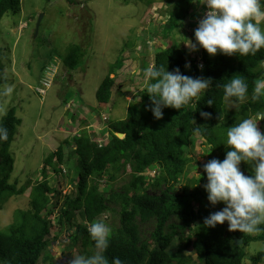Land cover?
<instances>
[{
    "label": "trees",
    "instance_id": "1",
    "mask_svg": "<svg viewBox=\"0 0 264 264\" xmlns=\"http://www.w3.org/2000/svg\"><path fill=\"white\" fill-rule=\"evenodd\" d=\"M66 1L69 4L73 3L72 0ZM123 1L130 4L146 0ZM193 2L194 0H164L168 10L167 21L158 31L162 40H166L175 29L181 27L183 19H194L202 15L195 10ZM15 6H19V0H0V22L5 14L17 11ZM190 25L194 26V23ZM82 57L83 50L80 46H72L65 56L61 57V66L67 72L63 79H72L69 71L75 70L82 63ZM149 62L157 68L163 66L169 72L178 67L184 75L211 78L213 84L199 102L194 101L197 104L196 108L190 105L180 110L164 108L163 118L160 120H156L151 111L146 110L151 101L145 87L139 93L138 101L129 105L126 118L109 123L110 136L101 146L96 143L97 135L94 134L93 139L90 138L87 135L89 131L86 130L89 127H84L81 130L83 137L75 141V150H70V153L65 155L64 149L60 147L56 152L50 153L42 162L41 179L31 187L28 197L29 210L15 211L16 217L12 224L0 229V259L6 260L7 264L40 262L47 251L49 241L46 236L52 227L50 221L46 219L53 211L52 205L49 206L50 195L60 193L58 185L49 186L46 171L55 164L61 165L66 162V167H70L69 160L72 155L76 156L78 164L74 167L73 174L65 172L64 176L70 184L76 186L78 195L74 200L67 196L60 206L61 214L57 229L63 230L64 226H71L74 217L72 212L75 209H81V214L88 225L75 226L74 233L69 235L66 253L75 252L76 245L79 244L81 249L78 250L81 255L93 254V242L90 240L88 227L94 221L109 223L112 234L106 255L110 261L118 256L125 264H171L178 256L173 250L178 245L191 248L201 264H242L246 255L244 248L256 242L264 245V233L249 236L240 232H229L226 222L213 229L205 228L203 221L214 213V209L206 207L205 200L208 199L204 186H198L193 179L191 182L195 187L188 195L187 186L182 187L180 192L174 190L181 182V178L187 175V169H203V163L192 158L189 150L196 144L197 137L203 138L206 145H214L215 149L211 154L218 153L217 159L222 161L230 150L224 145L226 129L242 119L264 113V97L255 102L251 99L255 82L264 79V48L256 55L247 57L221 54L210 57L201 49L198 58L190 57L187 49L174 43L164 49H156L150 60L143 59L139 68L141 76L149 67ZM199 64L203 65L202 69H198ZM121 67L122 65L116 62L102 79L95 93L97 105L105 107L110 103L115 86V69ZM237 74L245 78L249 96L244 101H230L239 104L238 109L233 112L226 107L222 86L228 82L227 79ZM3 84L0 78V87ZM210 98L215 101L211 107L206 104ZM201 111L210 112L212 118L203 119L200 116ZM192 119L195 120V126L200 128L199 135L194 133ZM258 123L263 131L264 120ZM19 124L20 120L15 116L13 108L0 118V126L8 129V139L0 141V200L21 195L24 190L17 191L13 185L7 184L13 165L9 149ZM117 133L123 136L119 138ZM127 166L131 169L130 180L122 187V193L110 192L108 185L101 187L100 181L104 176L108 178L106 182L114 181L120 173L126 175ZM242 166L243 171L250 175L249 165L242 163ZM147 169L156 171L155 178L133 175ZM201 177L205 185L207 181L203 171ZM147 188L159 191L149 195L146 194ZM194 202L198 205L196 211L193 209ZM111 203L114 206L118 205L119 210L114 209ZM113 216L119 222L117 228L111 224ZM107 217H110V220ZM153 218L154 228L149 234V239L145 240L140 231L141 224ZM172 219L177 222L172 223ZM170 220L172 235L180 236L178 245L175 244L173 236L165 232ZM185 232L188 233L184 234ZM236 238L242 239L241 245L235 246ZM263 256L264 251L258 252L254 261L261 262Z\"/></svg>",
    "mask_w": 264,
    "mask_h": 264
},
{
    "label": "rangeland",
    "instance_id": "2",
    "mask_svg": "<svg viewBox=\"0 0 264 264\" xmlns=\"http://www.w3.org/2000/svg\"><path fill=\"white\" fill-rule=\"evenodd\" d=\"M19 1V6L14 7L17 11L7 14L0 22V61L6 68V81L0 87V118L7 110L15 108V116L20 120L9 149L13 165L7 184L13 185L17 191L24 190L21 195L0 200V229L12 224L16 217L15 211L29 210L28 197L31 187L41 179L42 162L56 147L58 138L64 140L67 135L72 138L75 134L83 137L81 130L87 123H99L101 115H107L114 122L126 118L129 105L138 101L139 93L146 87L144 77L139 74L143 59L150 60L156 49H164L174 43L187 49L190 57L199 58L201 49L199 52H192L183 43L184 39L194 42V32L206 11L204 9L202 12L205 7L198 0H194L195 10L202 15L194 19H183L182 26L175 29L166 40H162L158 31L167 21L168 10L164 0H146L130 4H125L123 0H72L73 4L66 0ZM40 15L42 17L38 33L35 35V26ZM190 23H194V26ZM72 46L82 48V63L75 70L69 71L72 79H63L67 72L61 66V57H64ZM52 60L59 63V69L53 66L57 72L53 75L57 78L44 95H39L35 90L40 86L39 80L47 73ZM116 62L122 67L115 69L112 98L107 106L101 107L96 103L95 93L110 67ZM149 63V67L152 66V63ZM117 85H120L119 88ZM8 87L12 88L11 93H6ZM225 103L230 111L235 112L238 109L239 104L230 101ZM65 130L70 133L65 134ZM93 133L94 131H89L87 135L93 139ZM96 143L98 144L97 141ZM70 147L74 150L75 143ZM63 149L66 153L68 146ZM207 151L208 144L199 137L196 144L190 147L191 157L203 165L218 156V153L208 154ZM76 165L72 159L69 169ZM240 168L243 171L242 163ZM202 171V168L186 171L187 175L181 178L174 190L180 192L182 187L187 186L188 195L195 187L191 179L203 187ZM46 175L49 186L58 185L60 193L50 195L49 206L52 205L53 211L46 219L52 227L46 236L49 241L47 251L38 264H69L72 256L80 254L78 249H81L77 244L75 252H65L69 235L74 233L75 226L88 224L81 214V209H75L72 212L74 217L71 226H64L63 230L57 229L60 206L67 196L74 200L78 191L76 186H71L65 178L64 172H59L57 164L48 169ZM107 179V176H104L100 185H108L112 193H122V187L129 181V177L122 173L114 181L106 182ZM158 191L148 189L147 192L155 194ZM205 203L206 207L214 209V212L222 210L225 206L222 203L210 206L208 200H205ZM111 206L119 210L118 205L111 203ZM193 209H198L195 202ZM103 218L106 219V216ZM112 218L111 224L119 227L118 220L114 216ZM154 222L153 218L141 224L140 231L145 240L149 239ZM170 222L171 220L168 225ZM176 222L172 219V223ZM168 229L167 227L165 230ZM176 235L175 244L178 245L179 234ZM173 250L178 256L171 264L202 263L191 248L178 245ZM244 251L246 255L242 264H249V261L250 264H264V256L261 262L254 261L257 253L264 251V245L261 243H251Z\"/></svg>",
    "mask_w": 264,
    "mask_h": 264
},
{
    "label": "clouds",
    "instance_id": "3",
    "mask_svg": "<svg viewBox=\"0 0 264 264\" xmlns=\"http://www.w3.org/2000/svg\"><path fill=\"white\" fill-rule=\"evenodd\" d=\"M198 2L205 7L206 11L194 32V42L184 39L183 44L190 51L195 52L203 49L210 57L217 54L247 57L256 55L264 48V0H198ZM58 64L56 60H52L48 65L47 73L39 80L40 86L36 88V93L44 95L46 86L49 84L52 86L57 78L56 75H53L57 73L53 66L59 69ZM0 65V78L5 83L6 68L1 61ZM185 67H190V65H185ZM200 68L202 69L203 65H200ZM143 76L146 92L151 101L146 110L151 111L156 120L163 118L164 108L180 110L189 105L196 108L197 104L194 101L199 102L206 90L213 84L211 78L184 75L178 67L169 72L163 66L157 68L152 65L144 70ZM227 80L228 82L222 86L225 101L238 102L248 98L249 87L243 76L237 74ZM5 91L11 93L12 88L8 87ZM262 97H264V79H258L252 89L251 99L255 102L260 101ZM140 99L141 97H139ZM214 103L215 101L211 98L206 101L209 107ZM13 109L15 112V108ZM200 116L205 120L212 118V114L205 111H201ZM262 120H264V113H258L227 128L224 145L230 150L227 151L226 157L222 161L212 159L203 166V173L206 174L207 181L204 190L209 203L212 206L221 203L225 205L222 210L214 212L204 219L203 226L205 228L213 229L226 222L229 232H240L249 236L264 233V131L258 127V122ZM110 122L112 121L107 115H101L99 123L93 125L87 123L88 126H85L89 127L86 129L87 131H94L93 134L97 135L96 141L99 146L106 142L110 136ZM192 124L195 126L194 119H192ZM66 133L69 134V130H65ZM194 133L199 135L200 128L195 126ZM116 135L118 137V133ZM77 138H80L77 134L72 138L67 135L64 140L58 138L57 145L51 150V153L56 152L60 147L68 146L67 152L64 151V154L68 155L70 150H73L70 147L71 144L75 143ZM7 139L8 129L0 126V141ZM208 149L211 153L215 146L209 144ZM72 159L78 164V159L72 155L69 160L71 166ZM241 163L249 165L250 175H246L241 170ZM66 165L67 162L58 165V169L64 173L73 174L74 167L77 165L71 170L69 169L71 166L67 168ZM186 171L188 172V169ZM155 172L154 169H147L144 172L133 173V175L155 178ZM130 173L131 169L127 166L126 175L129 180ZM148 189L154 190L147 188L146 194H149ZM167 227L169 229L165 230L166 234L173 236L175 242L177 235H172L170 226ZM88 233L93 242V254L72 256L69 264H125V261L118 256L110 261L106 255L112 234V229L108 224L103 221L91 222ZM0 264H7V261L0 259Z\"/></svg>",
    "mask_w": 264,
    "mask_h": 264
},
{
    "label": "water",
    "instance_id": "4",
    "mask_svg": "<svg viewBox=\"0 0 264 264\" xmlns=\"http://www.w3.org/2000/svg\"><path fill=\"white\" fill-rule=\"evenodd\" d=\"M41 17H42V15L39 16V18H38V20H37V22H36L35 34H36L37 31H38V27H39V24H40V21H41ZM122 136H123L122 134H118V137H119V138H121ZM234 244H235L236 246H239V245L242 244V240H241V239H235V240H234Z\"/></svg>",
    "mask_w": 264,
    "mask_h": 264
},
{
    "label": "bare ground",
    "instance_id": "5",
    "mask_svg": "<svg viewBox=\"0 0 264 264\" xmlns=\"http://www.w3.org/2000/svg\"><path fill=\"white\" fill-rule=\"evenodd\" d=\"M50 86H51L50 84L46 86V88H45L46 91H47V89H48ZM46 91H45V92H46ZM191 147H192V146H191Z\"/></svg>",
    "mask_w": 264,
    "mask_h": 264
}]
</instances>
